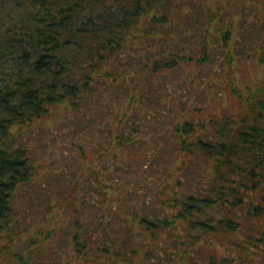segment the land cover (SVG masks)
Wrapping results in <instances>:
<instances>
[{
    "label": "trees",
    "instance_id": "1",
    "mask_svg": "<svg viewBox=\"0 0 264 264\" xmlns=\"http://www.w3.org/2000/svg\"><path fill=\"white\" fill-rule=\"evenodd\" d=\"M218 1L0 0V264H50L43 244L61 228L75 258L89 264L102 256L99 264H200L205 248L209 264H244L249 250L264 264V14L258 29L247 22L253 0L249 12L234 3L240 30L249 33L240 43ZM253 50L260 74L243 83L235 64ZM188 61L226 75L219 94L236 105L202 121L175 112L167 101L182 89L162 75L186 72ZM103 92L130 105L111 129L100 125L103 140L93 147L106 146L98 184L74 183L68 193L81 191L80 200L65 210L79 216L70 226L50 228L57 223L50 219L23 237L29 231L20 219L32 207L17 209L16 196L37 183L27 130L59 108L88 116ZM152 119L164 122V135L150 144L143 126ZM118 152L130 158L125 170ZM225 236L242 256L211 253L213 240Z\"/></svg>",
    "mask_w": 264,
    "mask_h": 264
},
{
    "label": "rangeland",
    "instance_id": "2",
    "mask_svg": "<svg viewBox=\"0 0 264 264\" xmlns=\"http://www.w3.org/2000/svg\"><path fill=\"white\" fill-rule=\"evenodd\" d=\"M236 1L245 4L246 12L250 11L251 2L248 0H219L216 5L217 7H223L222 10L224 9V12L228 10V14L225 16V22L232 23L234 20V39L235 41L239 40L241 43L244 41V37L249 36V33L240 30H244V26L242 24L240 25V14L234 12L239 9H232L234 8V3ZM252 2L253 7H255V12L248 16L249 19L247 22L254 21L259 29L263 20L260 15L264 14L263 4L262 2L258 3V0H253ZM212 3L214 6L213 1ZM141 45H143V42L139 46ZM231 45L232 44L230 43V46ZM186 46L193 48L195 47V43H188ZM254 51L255 50L249 52L251 57L244 58L239 63L235 64L238 66L235 77L243 83L244 81H254V77H257L256 71L258 67L254 61L256 59V56L253 55L255 53ZM184 53H188V51L185 50ZM232 53H235L233 48ZM187 55H189V53L186 54V56ZM184 70L186 72L180 71L178 73H172V71H170L162 75L168 79L170 87L175 89L179 87L182 89L177 97H170L171 99L174 98V103H172V100L169 101V99L167 101L169 102V106L172 107L175 112H182L183 114L189 113L188 115L190 119L193 120L195 118L196 120L202 121L212 116L214 113L221 112L223 107H225V111H227L236 105L235 99L230 97L227 92H224L223 96L219 94L220 90L217 82H226L227 77L226 75L220 77L222 74L221 71L213 73V68L211 66L199 69L193 65L192 61L187 62ZM258 70L260 74V69ZM235 83L237 82L235 81ZM128 84H130V87L134 85L132 81H129ZM214 85L216 87H214ZM117 89L118 87L115 86L113 92L116 93L118 91ZM186 90L191 91V97L184 95L187 93ZM132 92L134 93L133 90ZM181 94L184 95V98H182L183 96ZM187 98H189L192 107L195 106L198 109H202L199 114L194 113L191 110V107L187 108V110L183 109L185 106L184 102ZM161 100L166 103L164 99ZM98 101L99 104L95 107L90 103L91 112L88 116L80 117V112L72 111L70 108H59L47 117L45 122L34 124L27 130V134H25V143L29 146L31 153L35 156L34 164L37 174V183L33 186L27 185L25 189L22 188L16 196L17 209H19L21 205H26V209L32 207V209L26 212L20 219V226L29 231V233L23 232V237H28L30 235L34 236L38 227L44 226L50 219L57 221V223L51 222L50 228H53L54 224H57L56 229L62 225L70 226L71 222H73L79 215H75L72 209L65 210V207L67 201L70 199H73L74 201L80 200L79 194L81 191L77 190L75 194H69L68 192L71 190L74 183L80 181V179L82 180L80 182L85 185L91 184L92 186H95L98 184L96 181V173L101 171L100 156L105 153L106 146L105 144V146L101 147L99 150L93 147L95 145L94 142H100L103 140L102 136H100V125L101 123H105V126H109L111 129V124H114L116 121L115 115L117 114V111H121L122 113L126 111L130 105L127 99H119L114 94L106 95L104 92L101 95V99ZM152 101H155V99H152ZM138 111H140V107L135 110V115L139 117L140 114L136 113ZM194 114H196V116ZM80 123L82 126L78 127L77 125ZM167 123H169V121ZM162 124H164V122L158 125L156 119L145 121L143 129L150 127V131L148 132V140H150V144H153L154 140L156 141L164 135L160 127ZM105 139V142H110V138ZM127 154L118 152V158L114 155L115 158L121 160V166L123 165L124 170L126 169L125 167H127V164L129 165L131 163ZM135 179L136 177H133V180ZM110 184V181H106V187ZM77 185L78 189L82 187L80 186V183ZM44 186L46 187L45 191L43 190ZM104 189L107 190L106 188ZM28 191H30V193ZM27 193H29V196ZM107 195L110 196L108 193ZM92 198L95 199V197ZM26 201H28L27 204H25ZM49 207L51 209L50 214H48ZM97 209L99 208L97 207ZM97 211L98 210H96V212ZM45 216H47V218H45ZM62 229L63 228L60 229L58 237L46 241L45 244H43L44 247L41 252V258L45 259V262H47L46 260H49L51 262L50 264L91 263L75 258L73 247L70 246L69 243L66 242L65 237L61 235ZM38 238H40V235H38ZM221 238L213 240L212 245L210 246L213 247L211 253L217 258L225 255H231V258L239 257L240 253L238 252V247L234 248L227 243V240L230 239V237L225 236ZM249 251L250 255L248 259L251 261H246L244 264H262L261 262L258 263L260 258L258 254H253L251 250ZM208 254L209 249L205 248L200 264H209V261L207 260ZM242 255L243 254L240 256ZM102 260H104L103 256L99 260L100 263H103ZM104 264L107 263L104 262Z\"/></svg>",
    "mask_w": 264,
    "mask_h": 264
}]
</instances>
